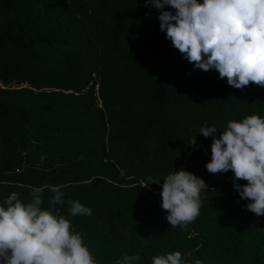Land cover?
<instances>
[{"label":"trees","instance_id":"obj_1","mask_svg":"<svg viewBox=\"0 0 264 264\" xmlns=\"http://www.w3.org/2000/svg\"><path fill=\"white\" fill-rule=\"evenodd\" d=\"M159 14L145 0H0V206L42 188L49 209L59 186L65 204L49 210L97 264L175 251L189 264H264V216L246 209L231 170L207 171L213 141L199 133L205 122L219 138L230 120L264 118V87L195 68ZM181 169L208 189L196 220L171 228L162 180ZM68 200L91 216H70Z\"/></svg>","mask_w":264,"mask_h":264},{"label":"clouds","instance_id":"obj_2","mask_svg":"<svg viewBox=\"0 0 264 264\" xmlns=\"http://www.w3.org/2000/svg\"><path fill=\"white\" fill-rule=\"evenodd\" d=\"M149 5L160 10V30L166 39L195 68L215 69L237 89L250 84L264 87V0H145V6ZM165 5L174 8L175 14L164 10ZM222 129L219 138L217 128L207 122L199 130L213 141L206 169L210 174L231 170L241 199L250 201L246 209L264 216V118L248 115L240 121L230 120ZM240 180L246 183L236 182ZM162 181L161 207L171 228L194 222L201 193H207L206 182L183 169ZM49 191L53 193L49 209L65 204L59 186H49ZM42 192V188H33L26 205L13 192L4 201L6 206H0V264H97L82 235L73 232L71 221L42 209ZM66 203L70 216L92 214L79 201ZM187 255L180 251L157 255L152 264H189ZM137 260L136 255L122 253L115 264Z\"/></svg>","mask_w":264,"mask_h":264}]
</instances>
